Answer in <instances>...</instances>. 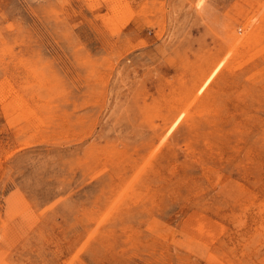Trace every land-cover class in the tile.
Returning <instances> with one entry per match:
<instances>
[{"label": "rangeland", "instance_id": "374dc122", "mask_svg": "<svg viewBox=\"0 0 264 264\" xmlns=\"http://www.w3.org/2000/svg\"><path fill=\"white\" fill-rule=\"evenodd\" d=\"M0 264H264V0H0Z\"/></svg>", "mask_w": 264, "mask_h": 264}, {"label": "bare ground", "instance_id": "6f19581e", "mask_svg": "<svg viewBox=\"0 0 264 264\" xmlns=\"http://www.w3.org/2000/svg\"><path fill=\"white\" fill-rule=\"evenodd\" d=\"M192 118V117H191ZM199 118V117H198ZM220 131V130H219Z\"/></svg>", "mask_w": 264, "mask_h": 264}]
</instances>
